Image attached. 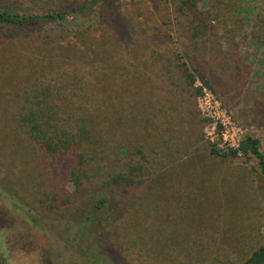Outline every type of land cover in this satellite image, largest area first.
Wrapping results in <instances>:
<instances>
[{
	"label": "rangeland",
	"instance_id": "1",
	"mask_svg": "<svg viewBox=\"0 0 264 264\" xmlns=\"http://www.w3.org/2000/svg\"><path fill=\"white\" fill-rule=\"evenodd\" d=\"M84 1L0 0V7L37 12L70 9ZM217 4V0H201L199 6L211 17ZM224 4L228 13L238 17L228 21V29L236 32L231 43L219 30V52L230 49L234 57L230 66L224 65L220 53H205L211 46L191 39L185 22L170 25L158 0L92 8L80 16L69 15L62 26L51 22L43 28L45 36L54 34L64 48L84 47L78 35L90 34L91 56L99 58L103 49L102 58L118 65L121 57L100 42L104 37L111 35L117 48L125 49L131 37L152 43L154 35L169 31L164 51L175 58L180 53V64L186 63L195 75L196 89L178 79L181 87H173L176 91L156 107L154 96L170 84L154 70L138 69L141 76L132 87L134 93L125 91L127 82L120 69L108 64L98 80L106 88L125 91L124 102L108 98L106 106L113 121L115 113L125 115L124 120H115L123 134L122 154L132 150L135 160L142 162L139 150H151L159 140L162 154L169 155L161 167L166 176L151 178L150 199L142 196L144 188H119L107 184L104 176L83 178L85 186L77 193L74 182L62 174L53 176L50 184L59 199H47L40 161L36 165L19 161L20 149L32 150L27 137L13 131L14 113L23 101L25 78L30 79L29 86L50 83L58 92L64 77L60 78L59 66L65 65L43 40L0 35V264H242L263 243L264 181L258 160L243 152L232 156L230 149L240 148L251 136L259 139L264 154V31L259 28L264 23V0H225ZM149 110L159 116L151 118ZM160 126L164 131L158 136ZM213 148L218 154L211 153ZM33 155L40 159L37 152ZM70 155L76 158L75 151ZM124 160L98 159L97 165H124ZM103 193L104 210L84 224L85 214L92 213L93 203Z\"/></svg>",
	"mask_w": 264,
	"mask_h": 264
},
{
	"label": "trees",
	"instance_id": "2",
	"mask_svg": "<svg viewBox=\"0 0 264 264\" xmlns=\"http://www.w3.org/2000/svg\"><path fill=\"white\" fill-rule=\"evenodd\" d=\"M126 1L86 0L80 6L71 5L70 9L37 12H20L0 7L1 36L7 35L10 39L16 37L24 40H34V38L43 40L50 45V51H53L60 64L65 65L59 66L60 78L61 76L64 77L59 82L60 89L58 92L50 83L41 87L33 84L29 86L30 79L26 82L25 78L22 83V85L24 84L23 101L16 105L14 113L15 126L13 131L15 135L17 131L23 136L25 135L32 150V153H30L26 149H20L19 161L35 165L37 161H40L38 163L43 167L46 174V197L51 201L56 202L59 199L58 192L52 191L50 187L54 179L53 176L59 174L64 177L68 176L67 178L74 182L77 193H80L81 188L85 186L83 178L97 179L104 176L105 182L109 185L119 188H140V191L144 188L142 196L146 199L154 196L152 193L153 187L149 185L152 182L151 178L154 176V179H161L166 176L165 169L161 167L169 155L165 156L164 152L162 154L163 144L159 143V140L152 146L151 150L145 151L144 147L139 150L143 155L142 162L135 160V152L132 150L127 151L125 155L122 154L120 146H123V142H120V140L123 134L118 132L119 122L117 125L115 120L122 121L125 115L119 111L115 113L116 118L113 121L110 118L112 113L106 112V106L108 98L109 100L124 102V99L121 98L124 97L125 91L134 93L135 89L132 87L137 83L136 80L140 78L143 70L147 73L154 70L153 73L163 79V82L167 80L170 84V87L164 85L162 88L159 85L161 91L157 92L153 98L156 107L157 104L166 99L170 92L176 91L173 87H181L178 79H181V82L185 81L190 87L196 89L195 75L186 63L182 62L180 64L183 59L180 53L175 58L174 53L171 56L169 52L164 51V42H167L171 37L169 31H160L154 35L153 41L155 42L152 43L147 42L145 37H131L130 43L125 45V49L121 45L117 48L111 35L104 33L109 37H104L105 39L100 42L109 44L111 53L114 51L119 53L117 57H121L122 61L118 65L109 56L108 58L111 60L105 57L102 58V52L105 51L103 49H100L98 53L100 59L91 56V45L94 41L90 34H86V37L82 33L78 35L85 44L84 47L79 48L75 44H71L70 47L64 48L62 45H58V40L54 34L45 36L46 31L43 30L51 22H56L62 26L71 14L80 16L79 14L85 10L88 11L101 6L105 10L114 6L121 7ZM200 1L158 0V4L162 10L166 11L168 21L171 20L170 25H173L174 21H177V23L185 22L191 31V39L196 40L198 44L211 46L210 50L205 49L207 46L204 48L205 53L209 54L211 52L210 55L220 53L224 57V65L229 62L230 66L234 57L231 58L230 49L219 52L222 45L219 30H224V37L227 36L231 43L236 37V32L234 29H228V21L231 18L233 20L238 19V17L224 9L225 0H217V7L214 12L212 11L214 15L210 13L212 16L209 17L208 14L201 11ZM165 24H168V22H165ZM261 24L264 23L261 21L259 28L261 27V30L264 31ZM164 34L168 37H165ZM33 48L37 47L33 45ZM71 55L75 57L69 59ZM105 64L112 66L113 70L120 69L121 76L124 79L126 78L127 82L125 91L113 87L106 88L98 81L104 74L103 71L108 68ZM66 66L69 67V70H66ZM139 68H141V72L138 71ZM177 69L180 70L181 76L177 75ZM154 88L156 89L157 86ZM148 116L156 118L159 113L149 110ZM163 131L164 129L160 126L157 135L160 136ZM114 136L118 140L114 139ZM129 146H135V144L130 143ZM149 146L150 144L147 145V148ZM260 146L259 139L249 136L240 148L230 149V154L237 156L239 152H243L245 155L256 157L264 181V154L261 152ZM74 151L76 152V158L72 159L70 154ZM34 152L38 153L39 160L35 159ZM211 153L218 154V150L213 148ZM124 156L128 157L125 159ZM98 159H104L107 162L112 160L116 163L125 159V164L106 165L104 167L103 165H97ZM101 167L102 169L104 167L102 172ZM92 170H96V172L94 173ZM89 171L91 172L90 175L87 174ZM48 189L51 190L52 194L48 192ZM106 203L107 197L103 193L93 203L92 213L85 214L84 224L101 213ZM242 264H264V241Z\"/></svg>",
	"mask_w": 264,
	"mask_h": 264
}]
</instances>
